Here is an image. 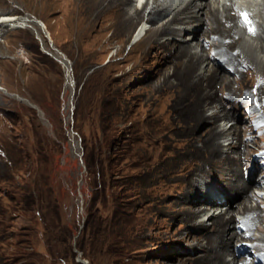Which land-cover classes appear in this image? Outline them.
I'll use <instances>...</instances> for the list:
<instances>
[{
  "label": "rangeland",
  "instance_id": "obj_1",
  "mask_svg": "<svg viewBox=\"0 0 264 264\" xmlns=\"http://www.w3.org/2000/svg\"><path fill=\"white\" fill-rule=\"evenodd\" d=\"M6 13L30 20L25 27L0 24V264H196L227 245L216 264L233 257L237 264L246 258L264 264V253L239 244L241 236L223 245L211 220L199 228L207 211L228 208L226 196L233 203L243 198L232 187L234 174L264 200V187L254 182L264 175L263 100L240 89L233 97L218 90L217 102H205L211 85H197L189 74L201 65L229 69L222 54L186 70L181 52L191 33L204 29L202 13L182 24L195 32L177 29L154 48L133 35L141 25L167 21L169 11L153 22L139 19L127 34L108 17L93 19L100 17L94 0H0V15ZM178 62L184 74L164 82L163 73L172 74ZM241 79L249 78L243 73ZM219 102L233 115L219 116L218 128L256 126L244 141L258 152L241 159L236 149L232 160L224 157L227 140L209 133L213 119L198 114L210 116ZM89 154L100 158L94 173ZM51 192L57 219L77 227L71 258L50 253L45 220L55 219L52 209L32 204ZM198 205L209 208L197 213ZM91 207L107 223L93 252L84 228ZM252 234L263 236L257 229Z\"/></svg>",
  "mask_w": 264,
  "mask_h": 264
},
{
  "label": "bare ground",
  "instance_id": "obj_2",
  "mask_svg": "<svg viewBox=\"0 0 264 264\" xmlns=\"http://www.w3.org/2000/svg\"><path fill=\"white\" fill-rule=\"evenodd\" d=\"M94 1L97 9L100 11V17L99 15H94L93 19L95 21L98 19L101 22L108 17V19L116 23L118 30L125 34L143 17L153 22L163 12L169 11L173 13L167 21L159 24L154 23L150 27L144 24L135 31L133 35L134 41H146L153 48L166 44L167 40H161L160 38L172 33L174 34L177 29L188 28L192 32H195L194 28L190 26L183 27V25L190 23L202 13V16L198 17V19L203 18L202 24H204V29L198 35L191 33V38L186 40L181 52L186 57L185 61L188 62L187 65L189 67H186V70L191 67L196 69L197 64H201L208 57L212 58L214 53L222 54L231 63L229 69H226L222 73H218L214 67L201 65L197 69L198 72L193 71L194 73L189 74V78L195 84L200 85L205 81L207 86L211 85V89H208L203 95L204 98L207 97L205 102H211L212 100L213 102H217L215 97L218 90L222 95L228 93L229 97H233L235 93L240 92V89L244 90V92L247 91L246 93L248 91H251L252 94L255 92L257 97L259 95L264 102V0H134L135 5L132 12L128 10L127 6L133 0ZM192 7H198L200 11L198 15L197 12L191 11ZM77 17L72 16L70 18L76 19ZM29 20L30 18L23 17L20 14L6 13L0 15V24H5L10 28L25 27ZM34 20L43 28L39 20ZM104 29L103 24H101L98 37H103ZM208 35L214 38V44H207L204 37ZM198 46L199 48H197ZM238 49L239 53L237 54L235 51ZM236 59L239 60V69L238 66H234V60ZM181 65V62H178L177 66H174L172 74L169 70L165 69L166 71L163 73L165 76L164 82H168L170 78L168 79L167 77L171 75L178 76L179 73L184 74L185 71L181 68ZM243 73L247 74L248 81L241 79ZM215 78H218V80L216 79V85L213 81ZM222 103L219 102L213 105L215 110L210 116L203 110H199L198 114L199 120L213 119V122L211 121V130L208 129L209 133L214 135L223 134V137L227 140V146H222L221 148L225 153L224 157L232 160L233 157H236L233 154L236 149H239V155L242 156L241 159L244 158V155L258 152V150L247 147V143L245 142V139L253 137L252 134L255 130H258L256 126L251 127L245 123L241 125L235 123L229 127L224 125L218 128L219 125L216 123V119L219 116L233 115L232 111L228 110ZM199 109H203V102L200 103ZM233 176L235 182L233 181L232 187L235 190L238 188L243 190V198L233 203L229 199H226L228 198L227 196L223 195L225 201L228 203V208L226 207L225 211L221 209L220 211L215 210L212 213L207 211L199 228H205L208 224L207 221L211 220L213 228L221 235L223 245H227L226 242L231 240L236 241L238 236H241V242L239 237V244L245 242L248 244V247H253L255 251L264 253V200L260 198L262 197L261 195L253 192L252 186L245 181L243 182L241 177H238L236 174ZM254 182L264 187V175L259 180L254 178ZM209 192L211 193L210 198L214 193H219L216 190L215 192ZM214 201H218V198H213ZM201 204H204V202ZM217 206L221 205L217 204ZM207 208H209L208 205H198L194 211L201 213ZM226 213H230V216L227 217ZM206 216H208L207 219L205 218ZM233 220L241 223H233ZM255 229L260 230L263 236L257 237V235L252 234ZM229 236L231 239L228 240ZM227 246L222 250H218L214 255L206 254V261L205 259H200L196 264H216L217 260H223L224 251L230 250ZM229 262L237 264L240 260L233 257L232 260H225L222 264H229ZM242 262L243 264H250L247 258L243 259Z\"/></svg>",
  "mask_w": 264,
  "mask_h": 264
},
{
  "label": "trees",
  "instance_id": "obj_3",
  "mask_svg": "<svg viewBox=\"0 0 264 264\" xmlns=\"http://www.w3.org/2000/svg\"><path fill=\"white\" fill-rule=\"evenodd\" d=\"M86 160L87 162H89V166L91 167L90 172L94 173V171L92 170V166H95L96 163L98 164L100 162V158L97 159L95 155L89 154ZM46 197L48 198V200L46 199L44 203H42L43 198L40 197L37 200L32 199V204L37 205L41 210H43L44 204L52 209L53 216L55 219H50L49 221L45 220L46 230L48 231L47 244L50 253L52 255L57 254L58 256L60 255L65 258L68 257L71 258V256L73 255L71 240L76 234L77 227L69 223L67 224L62 223L60 219H57V210L55 209L58 208V205L54 193L51 192V194L47 195ZM57 220L58 222H56ZM106 227H107V223H105V220L96 211L93 210V207H91L87 219L85 221V227H84L86 230V234L91 239L90 242L91 252L98 251V248L94 240H96V238H98L99 235H103ZM80 248H83V246ZM77 264H81V263H77Z\"/></svg>",
  "mask_w": 264,
  "mask_h": 264
},
{
  "label": "built area",
  "instance_id": "obj_4",
  "mask_svg": "<svg viewBox=\"0 0 264 264\" xmlns=\"http://www.w3.org/2000/svg\"><path fill=\"white\" fill-rule=\"evenodd\" d=\"M67 70L70 72V69H69L68 65H67Z\"/></svg>",
  "mask_w": 264,
  "mask_h": 264
},
{
  "label": "snow or ice",
  "instance_id": "obj_5",
  "mask_svg": "<svg viewBox=\"0 0 264 264\" xmlns=\"http://www.w3.org/2000/svg\"><path fill=\"white\" fill-rule=\"evenodd\" d=\"M245 19H246V17H245Z\"/></svg>",
  "mask_w": 264,
  "mask_h": 264
}]
</instances>
